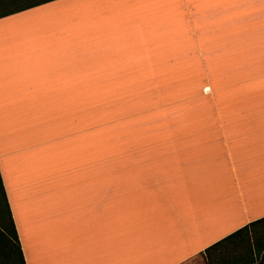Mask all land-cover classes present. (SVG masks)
<instances>
[{"label":"crops","instance_id":"obj_1","mask_svg":"<svg viewBox=\"0 0 264 264\" xmlns=\"http://www.w3.org/2000/svg\"><path fill=\"white\" fill-rule=\"evenodd\" d=\"M0 179L25 264H209L264 217V0H0Z\"/></svg>","mask_w":264,"mask_h":264},{"label":"trees","instance_id":"obj_2","mask_svg":"<svg viewBox=\"0 0 264 264\" xmlns=\"http://www.w3.org/2000/svg\"><path fill=\"white\" fill-rule=\"evenodd\" d=\"M225 242L213 258L209 251ZM209 264H253L264 256V217L232 232L206 250ZM0 264H25L0 179Z\"/></svg>","mask_w":264,"mask_h":264},{"label":"rangeland","instance_id":"obj_3","mask_svg":"<svg viewBox=\"0 0 264 264\" xmlns=\"http://www.w3.org/2000/svg\"><path fill=\"white\" fill-rule=\"evenodd\" d=\"M70 8L76 10V3L71 4ZM74 10V11H75ZM56 19L53 18V15L49 17V25H58ZM61 24V23H60ZM125 90L124 88L119 89L117 97L115 98H95V99H87L86 107L87 108H96L100 112V122H101V132H102V154H109L110 143L117 138H125V128L127 130L132 128V124H126L124 122V118L126 116V112L120 113L118 110L113 107V110L116 112H111V107L115 105H119L121 102V98L124 96ZM51 102V100H49ZM50 107V106H49ZM52 107V106H51ZM53 119V115H49V121ZM50 124V123H49ZM63 130L65 129L64 123H62ZM58 124H55V126ZM130 125V126H128ZM49 133H53L54 137H59L62 130L58 129V126H49ZM59 139V141H54L49 143V150L52 151V155H49V159L55 167L64 166V162L66 160V155L70 151V154L74 152V148H70L72 139L66 138H55ZM190 264V263H189ZM192 264V263H191ZM194 264V263H193ZM258 264H264V259H262Z\"/></svg>","mask_w":264,"mask_h":264}]
</instances>
